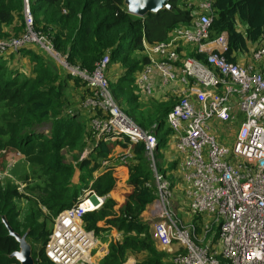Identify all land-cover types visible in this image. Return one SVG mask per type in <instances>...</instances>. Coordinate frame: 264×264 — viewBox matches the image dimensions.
<instances>
[{"label":"trees","instance_id":"obj_1","mask_svg":"<svg viewBox=\"0 0 264 264\" xmlns=\"http://www.w3.org/2000/svg\"><path fill=\"white\" fill-rule=\"evenodd\" d=\"M170 4L172 11L160 10L139 17L127 12L123 0H33L31 3L34 28L47 35L56 49L64 48L59 50L67 53L69 63L91 70L105 52L109 53V64L119 63L123 69L119 77L106 70L113 96L142 128L157 125V150L168 147L170 128L165 117L173 103L161 102L154 109L147 108L142 115L135 114L141 106L136 76L148 61L141 54L143 41L166 39L175 27L189 24L191 15L182 0H170ZM212 8L210 38L226 32L228 44L223 56L239 64L238 53L248 51L249 45L257 44L264 35V0H213ZM23 30L22 0H0V39L20 36ZM20 52L28 57V65H20ZM192 56L205 60L200 53ZM22 69L28 72H21ZM67 84L75 90L84 85L76 77H60L53 72L33 44L0 56V172L8 162L19 158H12L15 155L25 156L27 164L35 166V175L25 173L19 177L26 183L22 191L10 176L0 178V264H19L9 257L18 249V242L8 234L2 216L18 234L27 232L34 264H55L44 251L52 231L47 220L53 222L61 210L73 205L88 187L89 180V188L104 196V201L99 209L84 214V227L94 234L111 228L122 234L110 243L109 252L100 264H122L126 260L124 256L131 254H137L136 264H174L157 248L147 222L141 217L154 197L153 190L146 186L151 172L144 158L143 142L131 146L133 157L126 161L131 190L124 194L120 204L110 196L117 182L114 168L106 166L95 175L110 147L102 139L78 161L82 180L79 184L73 182L75 166L64 161L62 150L76 151L78 158L84 144L93 138L86 125L76 121L73 115L64 114L71 101L64 92ZM96 113L97 110H89V116ZM45 122L51 123L49 132H39L38 127ZM121 145L126 147L127 143ZM171 163L162 171L169 180V174L178 169V159ZM171 185L174 186L173 182ZM195 219L198 232L202 219Z\"/></svg>","mask_w":264,"mask_h":264},{"label":"built area","instance_id":"obj_2","mask_svg":"<svg viewBox=\"0 0 264 264\" xmlns=\"http://www.w3.org/2000/svg\"><path fill=\"white\" fill-rule=\"evenodd\" d=\"M212 2L198 0L189 24L175 27L170 37L152 43L143 41L148 61L136 76L146 93L152 91L155 76L161 83L189 86L190 93L180 95L165 117L172 148L178 154V187L157 169V125L145 130L117 105L106 77L108 52L91 70L69 63L67 53L59 54L52 40L34 28L31 0H22L23 33L0 39V56L33 44L88 86L91 95L85 104L108 116L103 122L98 118L91 122L101 125L104 139L127 143V152L118 163H125L131 156L133 143L143 142L152 170V182H146V186L153 190L154 197L141 217L158 245L183 250L170 262L264 264V36L257 42L250 62L227 61L223 56L228 44L226 32L210 38ZM182 43L194 45L205 60L182 57L178 50ZM190 95L196 97L197 104ZM69 114L73 115L72 111ZM214 120H239L231 146L220 142L210 130ZM177 190L181 191L185 209L180 210L182 201L177 200ZM103 201L104 196L88 187L73 205L54 217L44 249L52 262L78 264L84 260L95 239L84 227L83 216L99 209ZM197 217L202 219L198 232ZM213 226L216 231L204 243Z\"/></svg>","mask_w":264,"mask_h":264},{"label":"rangeland","instance_id":"obj_3","mask_svg":"<svg viewBox=\"0 0 264 264\" xmlns=\"http://www.w3.org/2000/svg\"><path fill=\"white\" fill-rule=\"evenodd\" d=\"M32 1L33 0H31V3H32ZM178 2H179V0H178ZM182 2H183V5H185V6H183L182 4H181V6L187 8L189 10V12L191 13V15H192V12L195 9V6H196L198 0H182ZM59 49H64V48H59ZM59 49H56V51L59 54H61V55L64 54V52H62ZM141 54H143V53H141ZM50 60L51 61H49V63L47 61V64H48V66L50 67V69L53 72L59 74L60 77H62V76H68V75L71 76L70 74H68L65 71V69L62 66L55 65V63H57V62H56V60L54 58L51 57ZM109 62H110V60H109ZM24 64L26 65L27 64V61ZM113 64H119V63H113ZM113 64H109L108 63L109 66H107L108 67L107 70H109L110 68H112L113 67ZM21 72H28V69H22ZM71 78H72V76H71ZM79 81L82 82L81 80H79ZM70 83H71V81H70ZM136 85H137L136 86L137 92H138L139 89L142 90L141 86L138 85L137 82H136ZM67 89H68V87H67ZM67 89H66V87L64 88V92L65 93L67 92ZM76 89L77 90H75V89L72 88V90L73 91H76L77 94H72V93H70V94H71L72 98H74L77 101H74L73 99H71L70 104L66 107V110H65V113L64 114L70 115L69 112L72 111L73 116L76 118V121H79V123H83L84 125H86V127L92 132L91 135H92V138L93 139L91 141L90 140L87 141L84 144L83 149L79 153L78 158H77V155H76V151L67 150L68 148H64L62 151H63L64 161L65 162L72 163L75 166V173H74V176H73V182L79 184L80 181L82 180L81 176H82L83 173H82L81 170H79V171L77 170L78 161H80L81 158L86 157L89 154V151L88 150L90 148H94L95 144L100 139H102L105 142H108L110 147H109V151H108L107 157L105 159H103L101 161V163H100L99 170L100 169L102 170L104 167L109 166V165H114L116 163H117L116 166L122 165V166L125 167L126 166V162L125 163H118V162H119V157L124 152H127V147L126 148H120V145L121 144H117V143L113 142L112 141L113 139H110V140L104 139L105 132L104 131L100 132V128H99V127H101V125L100 126L94 125L91 121L94 118L95 119L98 118V121L103 122L104 120H106L108 118L107 114L101 112L100 110H98L96 108H93V107L85 104L86 99L91 95V91L88 88V86L82 85L81 87L76 88ZM82 89H83V91H82ZM177 99H175V101ZM158 104L159 103L155 104V106L153 108H155ZM117 105H118V103H117ZM120 108H122V107H120ZM90 109L97 110V113L94 114V116H89V110ZM136 109L137 110H136V113L135 114H139L140 113L141 115H142V113H145V111L147 110V108H144L142 106H139ZM121 110L123 111V109H121ZM128 116H130L133 120H135L132 117L131 114H129ZM218 123L220 125H216L214 128H212V131H214L216 133V135L217 134H220L222 138L227 139V138H230V136H233L237 132V131H235V129L237 128V125L239 123V120H234L232 122L230 121L229 123H227L228 125H230L228 128H227V126H226L225 123H222V122H218ZM50 126H51V123L45 122L38 129L41 130V131H45L47 129V131L49 132L50 129H48V128ZM165 128H167V125L166 124L164 125V130H165ZM145 130H148V129H145ZM160 133H162V132H160ZM228 145L231 146L229 143H228ZM130 150H131V148H130ZM132 157H133V155L131 154V156H128L126 158V161L130 160ZM12 158H14V159L18 158V159L15 162H8L6 164L4 170L2 172H0V178H2L4 175H6V177H9L10 176L12 179H14L19 184L18 189L20 191H22L23 188L24 189L26 188V185H25L26 183L22 179H19V177L21 175L25 174V173L29 174L31 177L33 175H35V172H33V170L35 169V166L28 165L27 164L28 160H27V158L25 156L15 155ZM144 158L146 160V165L148 166V169L151 172V178L149 179V181L152 182V170H151V166H150V163L146 159L145 156H144ZM168 159H171L169 155H165V153H164V156H163V154L161 153V150H158L157 151V169H159L161 172L164 171V170H167L168 167L172 164L170 161H168ZM0 162H1V159H0ZM0 170H1V168H0ZM84 178H86V176H84ZM87 184H88V187H89L90 184H91V181L90 180L87 181ZM88 187H86V188H88ZM30 191H37V190L30 189ZM176 197H177V200L178 201H182V205L180 206V210L181 209H185V202H183V199L181 200V198H180L181 197V191L180 190H177ZM22 206H23V202H21V204H20V207H22ZM21 216H23V214H21ZM53 222H54V219H53ZM53 222H50L49 220H47V226L49 228L50 227L53 228ZM216 229H217V227L216 226H213L212 231H210V232H208L206 234V238L204 240V243H206L208 241V239L212 236V235H210V233L215 232ZM93 235H94L95 242H94L93 247L87 253L88 258H87V256L84 257V260L81 261V262H79L78 264H100V262L102 261V259L109 252L110 243L112 241H115L116 239H120L121 236H122V234L120 232L113 233V232H109L107 230H104V231L99 232L97 234H94L93 233ZM152 237L154 238L153 232H152ZM215 240L216 239L214 238L213 243L215 242ZM155 242H156V240H155ZM156 246H157L158 249H160V250H162V251L165 252L166 259L169 262H170V258L172 256H174L175 253L183 252V250L178 249L176 246H174L172 248L171 247H164V246L158 245L157 242H156ZM106 249L108 250V252L107 253L105 252L106 254L105 255L103 254V256H102V251H104ZM116 253H117L116 255L118 256V258L121 257V255H120V253H119L118 250H117ZM128 257H130L131 260H133V259L137 260V258H136L137 257V254L126 255V256H124V258L126 260L122 264H126L128 262V260H127ZM140 258L141 257H139L138 259H140Z\"/></svg>","mask_w":264,"mask_h":264},{"label":"crops","instance_id":"obj_4","mask_svg":"<svg viewBox=\"0 0 264 264\" xmlns=\"http://www.w3.org/2000/svg\"><path fill=\"white\" fill-rule=\"evenodd\" d=\"M256 45H257L256 43L251 44L248 47V51H246L244 53H241V54L238 53L237 61L239 62V64H244L245 61L246 62H250L251 61L252 53H253V50H254ZM178 50H179L180 55L182 57H194V56H192V53H196L195 46L192 45V44L182 43V44L179 45ZM40 52L44 55V57L47 59V61L49 63V61H51L50 58L45 56V54L41 50H40ZM142 53H143V56H145V51L144 50H143ZM18 59L21 62L20 65H24V63H26V61H28V57L23 55L22 52L19 53ZM55 65H56V63H55ZM109 72H113L114 76H118L119 77L120 75L123 74L122 73L123 69L121 68V66L119 64H113V67L108 70V73ZM118 77H115V78H118ZM67 87H68V89H67ZM153 87L154 88L149 93H146L145 91H143L141 89L138 90V101H140L141 106L144 107V108H153L155 106V104L161 103V102H166V101L167 102H171V103H175L176 102L175 99H177L180 95L185 94V93H190L189 86L181 84V83H177L176 84V83H173V82L161 83L159 81V79L156 78V76L153 78ZM66 89H67L66 94L69 97V99L70 100L73 99L74 101H77L74 98H72V96L70 94V93L77 94L76 91H73L70 85H67ZM190 99L195 104L198 103L197 100H196V97L194 95H190ZM171 107H170V109H171ZM238 118L240 120L241 116L239 115ZM218 122H219L218 120H214V121H212L210 123V130L211 131H212V128H214L216 125H220ZM222 123H225L227 128L230 126V125L227 124L229 122H222ZM238 127H239V123H238L237 128L235 129V131H237ZM212 132L215 134V136L217 137V139L220 142H222V143H224L226 145H228V143L230 145H232V142H233L235 134L233 136H230V138L224 139V138L221 137L220 134L216 135V133L214 131H212ZM170 137H171V135H170V132H169L168 147L165 150H161V153L163 154V156H164V153H165V155H169L171 159H168V161L174 162V161H176L178 159V154L172 148V144L170 142L171 141ZM116 165L117 164H114L113 167L115 168V177H116V181L117 182H116V185H115V189L110 193V196L115 198L118 201L117 203L120 204L125 199L124 194L126 195L131 190V187H129V184L127 183V178H128L127 167L126 166L124 167L122 165H119V166H116ZM99 172H101V169L96 171L95 175L97 173H99ZM169 177L171 178V182H173V184L176 185V187H178L179 184H180V180H181L179 175L174 173V172H171V174H169ZM118 197H120V199H118ZM109 232L117 233L115 228L109 229ZM105 252L107 253L108 250L106 249V250L102 251V256H103V254L104 255L106 254ZM127 260H128L127 264H136V261H137L135 259L131 260L130 257H128Z\"/></svg>","mask_w":264,"mask_h":264},{"label":"water","instance_id":"obj_5","mask_svg":"<svg viewBox=\"0 0 264 264\" xmlns=\"http://www.w3.org/2000/svg\"><path fill=\"white\" fill-rule=\"evenodd\" d=\"M123 4L128 13L139 17H143L148 13H156L160 10H173L170 0H123ZM1 220L8 234L18 242V249L13 251L9 257L15 258L19 264H34L32 247L26 238L27 232L20 235L11 228L5 216H2Z\"/></svg>","mask_w":264,"mask_h":264},{"label":"bare ground","instance_id":"obj_6","mask_svg":"<svg viewBox=\"0 0 264 264\" xmlns=\"http://www.w3.org/2000/svg\"><path fill=\"white\" fill-rule=\"evenodd\" d=\"M84 256L86 257L87 256V253H85ZM87 258H88V256H87Z\"/></svg>","mask_w":264,"mask_h":264}]
</instances>
